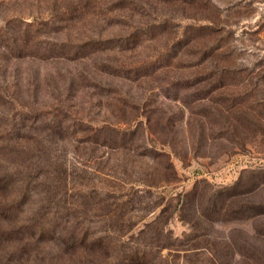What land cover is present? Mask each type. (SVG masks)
Returning <instances> with one entry per match:
<instances>
[{"label":"rangeland","instance_id":"obj_1","mask_svg":"<svg viewBox=\"0 0 264 264\" xmlns=\"http://www.w3.org/2000/svg\"><path fill=\"white\" fill-rule=\"evenodd\" d=\"M0 123L47 171L16 220L98 188L170 264H264V0H0Z\"/></svg>","mask_w":264,"mask_h":264},{"label":"trees","instance_id":"obj_2","mask_svg":"<svg viewBox=\"0 0 264 264\" xmlns=\"http://www.w3.org/2000/svg\"><path fill=\"white\" fill-rule=\"evenodd\" d=\"M25 46L28 47L26 44ZM80 122L73 121L70 125L59 122L56 123L57 126L52 127L59 133L71 128L75 129ZM6 124L0 123V239L11 240L10 244H17L12 251L15 250L18 253L15 258L16 262L14 259L10 261L7 258L8 262L23 264L20 256L32 255L35 264H55L58 260L61 261V264L64 261L65 264L68 262L71 264H170L162 253L163 249L177 244L167 243L160 238L155 241H146L147 234L144 233L146 224L145 228L131 231L130 228L135 224H130L131 217L127 216L128 211L123 210L120 215L113 214L117 208L123 207L119 203L121 197L111 192H102L98 188L92 191L94 194H91V189H78L69 206L56 205L55 208L63 207L66 213L78 209L79 218L78 215H76V219H73L71 215L67 219L62 215L55 216L56 210H52L50 207L48 210H42L38 219L31 220V214L36 207L31 209L30 215L25 219L16 220L19 208L27 204L24 199L38 194L33 189L35 185H31L32 180L39 179L47 171L44 166H41L38 175L35 176V174H29L24 162L17 165L6 164V161L12 163L19 153L24 152L22 150L24 148H20L23 146L18 140L25 139L22 135L15 134L13 141H4L1 136ZM13 127L16 133L19 128L17 122L13 123ZM94 129L96 127L91 128L92 131ZM16 139L18 140L16 141ZM42 181L39 179L37 182L41 183ZM5 190L7 193L2 192ZM1 194H5L7 200L2 199L3 195ZM91 195L96 199V204L100 201L101 203L106 202L107 210L93 212L96 205L85 210L86 202L91 201ZM82 199L85 201L84 205H82ZM51 213H55V215H51ZM114 216H117L118 219L115 220ZM61 224L68 226L61 228L59 226ZM54 240L64 249L68 248L69 253L58 246L57 250H53L50 254L51 250L45 249V247L48 248L54 244L51 243ZM23 242L35 246L32 248V252L23 250Z\"/></svg>","mask_w":264,"mask_h":264}]
</instances>
